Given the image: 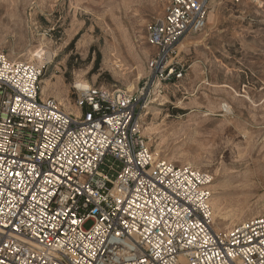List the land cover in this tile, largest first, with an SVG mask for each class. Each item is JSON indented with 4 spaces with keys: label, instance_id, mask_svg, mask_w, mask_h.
I'll return each mask as SVG.
<instances>
[{
    "label": "built area",
    "instance_id": "2783aa9c",
    "mask_svg": "<svg viewBox=\"0 0 264 264\" xmlns=\"http://www.w3.org/2000/svg\"><path fill=\"white\" fill-rule=\"evenodd\" d=\"M209 2L166 0L146 28L143 81L75 88L77 115L41 95L44 65L0 52V264H264V213L215 230L213 177L158 158L142 133L184 78L179 46Z\"/></svg>",
    "mask_w": 264,
    "mask_h": 264
},
{
    "label": "rangeland",
    "instance_id": "374dc122",
    "mask_svg": "<svg viewBox=\"0 0 264 264\" xmlns=\"http://www.w3.org/2000/svg\"><path fill=\"white\" fill-rule=\"evenodd\" d=\"M165 3L0 0V52L44 65L41 95L75 114V86L136 90L154 52L146 28ZM209 9L179 47L184 78L149 107L142 133L158 158L213 177L212 223L223 231L264 213V0H210Z\"/></svg>",
    "mask_w": 264,
    "mask_h": 264
},
{
    "label": "bare ground",
    "instance_id": "6f19581e",
    "mask_svg": "<svg viewBox=\"0 0 264 264\" xmlns=\"http://www.w3.org/2000/svg\"><path fill=\"white\" fill-rule=\"evenodd\" d=\"M180 45H181V44H180ZM179 47H180V46H179ZM52 56H53V55H52ZM48 58H49V57H48ZM37 59H40V58L38 57ZM116 63H117V62H116ZM115 65H116V64H115ZM118 68H119V66H118ZM42 82H43L44 84L46 83V81H41V83H42ZM88 86H89V85H88ZM88 86H82V87L75 86L74 88L82 89V88H86V87H88ZM224 105H225V104H223L222 107H223ZM226 107H227V105H226ZM75 114L77 115V114H78V111H76ZM156 127H157V126H154V127H153V125H152L151 127H149L148 130H149V131H151V130L153 131V130L156 129ZM155 155H157V153H155ZM209 188H210V186H209ZM210 192H211V193H214V192H212L211 190H210ZM211 200H212V203H210V205H211V209H212V219H214V218L216 217V215H217V214H216V211H217V210H216L215 203L213 202L214 198L210 199V201H211ZM219 214H220V213H219ZM219 214H218V215H219ZM223 217H224V216H223ZM221 218H222V217H221ZM224 227H225V226H224ZM215 228H216V227H215Z\"/></svg>",
    "mask_w": 264,
    "mask_h": 264
}]
</instances>
